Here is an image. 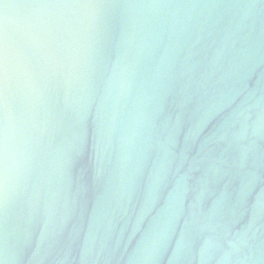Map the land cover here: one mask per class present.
Wrapping results in <instances>:
<instances>
[{"label":"water","instance_id":"95a60500","mask_svg":"<svg viewBox=\"0 0 264 264\" xmlns=\"http://www.w3.org/2000/svg\"><path fill=\"white\" fill-rule=\"evenodd\" d=\"M0 264H264V0H0Z\"/></svg>","mask_w":264,"mask_h":264}]
</instances>
